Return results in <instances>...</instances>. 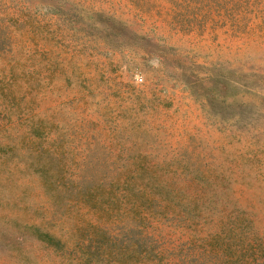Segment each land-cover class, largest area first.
I'll return each mask as SVG.
<instances>
[{
    "label": "rangeland",
    "instance_id": "374dc122",
    "mask_svg": "<svg viewBox=\"0 0 264 264\" xmlns=\"http://www.w3.org/2000/svg\"><path fill=\"white\" fill-rule=\"evenodd\" d=\"M0 264H264V0H0Z\"/></svg>",
    "mask_w": 264,
    "mask_h": 264
}]
</instances>
